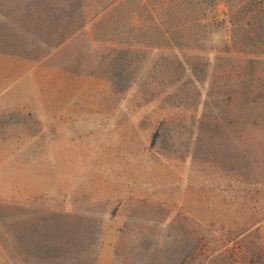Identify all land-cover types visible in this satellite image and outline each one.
Wrapping results in <instances>:
<instances>
[{"label": "rangeland", "instance_id": "374dc122", "mask_svg": "<svg viewBox=\"0 0 264 264\" xmlns=\"http://www.w3.org/2000/svg\"><path fill=\"white\" fill-rule=\"evenodd\" d=\"M0 264H264V0H0Z\"/></svg>", "mask_w": 264, "mask_h": 264}]
</instances>
